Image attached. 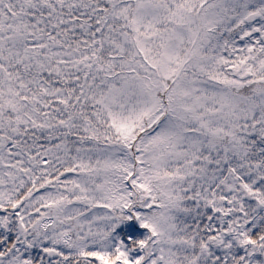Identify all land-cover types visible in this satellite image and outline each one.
<instances>
[{
	"label": "snow or ice",
	"instance_id": "snow-or-ice-1",
	"mask_svg": "<svg viewBox=\"0 0 264 264\" xmlns=\"http://www.w3.org/2000/svg\"><path fill=\"white\" fill-rule=\"evenodd\" d=\"M0 264H264V0H0Z\"/></svg>",
	"mask_w": 264,
	"mask_h": 264
}]
</instances>
